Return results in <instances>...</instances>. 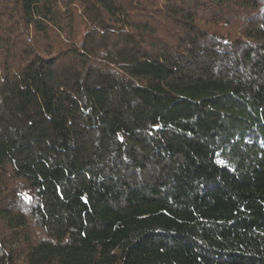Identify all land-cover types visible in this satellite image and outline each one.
<instances>
[{
  "label": "trees",
  "instance_id": "16d2710c",
  "mask_svg": "<svg viewBox=\"0 0 264 264\" xmlns=\"http://www.w3.org/2000/svg\"><path fill=\"white\" fill-rule=\"evenodd\" d=\"M0 264H264V0H0Z\"/></svg>",
  "mask_w": 264,
  "mask_h": 264
}]
</instances>
